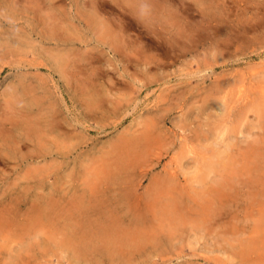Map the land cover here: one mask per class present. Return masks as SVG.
I'll list each match as a JSON object with an SVG mask.
<instances>
[{"label":"rangeland","instance_id":"obj_1","mask_svg":"<svg viewBox=\"0 0 264 264\" xmlns=\"http://www.w3.org/2000/svg\"><path fill=\"white\" fill-rule=\"evenodd\" d=\"M0 264H264V0H0Z\"/></svg>","mask_w":264,"mask_h":264},{"label":"bare ground","instance_id":"obj_2","mask_svg":"<svg viewBox=\"0 0 264 264\" xmlns=\"http://www.w3.org/2000/svg\"><path fill=\"white\" fill-rule=\"evenodd\" d=\"M219 163H220V162H219ZM221 164H222V163H220V165H221ZM225 165H227V164H223V166H224V167H225ZM223 166H222V167H223ZM225 169H226V168H225ZM226 175H228V174H226V173H225V176H226ZM112 223H113V222H112ZM112 223H110V225H111ZM114 224H115V223H114ZM107 225H108V224H107ZM114 226H115V225H114ZM262 235H263V234H262ZM236 254H237V253H236ZM238 254H239V253H238ZM243 254L245 255V253H244V250H243V253H240V255H242V256H243ZM240 255H239V256H240ZM242 256H241V258H242V259H241V258H240V259H241V260H242V262H243V260H244L245 256L247 257V254H246L245 256H243L244 258H243ZM250 258H251V257H250V256H248V258H247V259H250ZM245 259H246V258H245ZM254 259H255V258H254ZM245 261H246V260H245ZM248 261H249V260H248ZM250 261H251V260H250Z\"/></svg>","mask_w":264,"mask_h":264}]
</instances>
